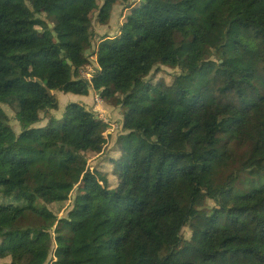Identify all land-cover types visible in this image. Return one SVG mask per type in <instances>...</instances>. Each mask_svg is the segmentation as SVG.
Returning a JSON list of instances; mask_svg holds the SVG:
<instances>
[{"label":"trees","instance_id":"obj_1","mask_svg":"<svg viewBox=\"0 0 264 264\" xmlns=\"http://www.w3.org/2000/svg\"><path fill=\"white\" fill-rule=\"evenodd\" d=\"M137 2L0 0V264H264V0Z\"/></svg>","mask_w":264,"mask_h":264},{"label":"rangeland","instance_id":"obj_2","mask_svg":"<svg viewBox=\"0 0 264 264\" xmlns=\"http://www.w3.org/2000/svg\"><path fill=\"white\" fill-rule=\"evenodd\" d=\"M136 2L138 3L137 1L138 0H131V2ZM137 6H139V4H137ZM118 7L119 6H116L114 9V12H115V15H111V21L109 23V28H108V32H113L116 30L117 26H116V19H117V13H118ZM117 11V12H116ZM100 34H102V32H100ZM104 35H108V33L104 34ZM113 36V35H112ZM164 71H167L168 73H172V71L170 70H165V69H162ZM98 97L101 99V96L100 94H98L97 92H92V90L90 91V94L88 96L87 99L85 100H80L78 102H75L77 104H80V105H83L88 109V111H91L92 113L94 112L96 115H100L98 117H100L101 119H104V121H109L111 124H112V129H118L117 132L115 131H111L109 130L108 133L111 134V138L110 140L107 139L106 141V148H108L109 146H111L114 141H115V138L116 136H118L121 132H122V125L121 123H118L119 122V119H121L122 117L120 116V114H118V108L115 107L114 103L113 102H107L106 105H104L102 102V99H101V106L98 107L96 104H95V98ZM58 101H59V111L58 112H55V115L57 118H60L61 115H62V110H64L63 106L67 105L69 102H66V104L64 105V102L65 100L63 99V97L61 96H58ZM72 103V102H71ZM4 112L7 114V116L12 120L13 118V114L6 108V107H2ZM63 108V109H62ZM92 108V109H91ZM100 112V113H98ZM16 121H12L11 125L13 126V129L15 130V132L18 134L19 133V127H18V124L15 123ZM106 149H104L102 152H100L98 154V160L102 158L103 156V153ZM102 155V156H100ZM97 162V160H94V161H91L90 163V166H93L95 163ZM77 188L75 189V191L73 192L72 194V198H74L77 194ZM71 211L72 209H68V210H65L60 216V218H69L70 217V214H71ZM182 235L184 236V238L188 239L189 238V234L187 233L186 230H183V233Z\"/></svg>","mask_w":264,"mask_h":264},{"label":"built area","instance_id":"obj_3","mask_svg":"<svg viewBox=\"0 0 264 264\" xmlns=\"http://www.w3.org/2000/svg\"><path fill=\"white\" fill-rule=\"evenodd\" d=\"M92 73H93V71H92V68H90V67H86L85 69L80 70L81 77L84 78V79H86V80H90L91 79ZM94 102H95V104L98 107L101 106V99L100 98L96 97ZM98 113H100V112H98ZM98 116H100V115H98Z\"/></svg>","mask_w":264,"mask_h":264},{"label":"crops","instance_id":"obj_4","mask_svg":"<svg viewBox=\"0 0 264 264\" xmlns=\"http://www.w3.org/2000/svg\"><path fill=\"white\" fill-rule=\"evenodd\" d=\"M69 99L78 102V101H80V100H85V99H87V98H79V97L70 96V97L68 98V100H69Z\"/></svg>","mask_w":264,"mask_h":264},{"label":"water","instance_id":"obj_5","mask_svg":"<svg viewBox=\"0 0 264 264\" xmlns=\"http://www.w3.org/2000/svg\"><path fill=\"white\" fill-rule=\"evenodd\" d=\"M51 26V25H50ZM53 36H55V34L53 33ZM57 42V41H56ZM39 84H41L40 82H38Z\"/></svg>","mask_w":264,"mask_h":264}]
</instances>
